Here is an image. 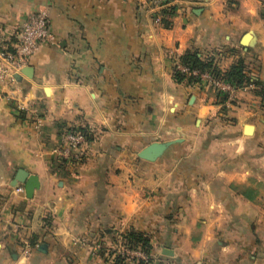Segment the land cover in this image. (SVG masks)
Returning a JSON list of instances; mask_svg holds the SVG:
<instances>
[{
  "label": "crops",
  "instance_id": "0c3cea01",
  "mask_svg": "<svg viewBox=\"0 0 264 264\" xmlns=\"http://www.w3.org/2000/svg\"><path fill=\"white\" fill-rule=\"evenodd\" d=\"M40 12L55 44L31 77L0 79V264H112L78 241L108 249L133 231L149 264H264V0H0V51ZM189 53L222 76L244 64L232 105L175 79ZM70 128L90 135L76 166L55 153ZM19 170L40 180L32 199Z\"/></svg>",
  "mask_w": 264,
  "mask_h": 264
},
{
  "label": "built area",
  "instance_id": "2783aa9c",
  "mask_svg": "<svg viewBox=\"0 0 264 264\" xmlns=\"http://www.w3.org/2000/svg\"><path fill=\"white\" fill-rule=\"evenodd\" d=\"M155 11L162 12L172 9L177 0H150ZM158 21L160 18L158 17ZM15 41L11 49L0 51V79L11 84H16L17 77H21L22 71L29 64L32 56L47 45L55 44L54 36L50 29L49 16L46 12H40L26 18L18 26ZM173 74H180L187 78H192L197 84L209 87L214 90L218 98L223 101L225 106L233 104L240 86L219 77L212 70H191L179 63L176 65ZM21 109V107H18ZM90 135L80 128H70L62 136L60 145L56 150V157L59 163L69 166L82 164L88 158V145ZM17 193H24V188H17ZM81 246L90 248L93 256L103 255L112 264L118 258L125 260L126 264L148 263L149 256L141 246L133 248L130 243L118 236L115 245L107 249L102 243L91 244L87 239L78 241ZM30 249L27 247L25 254Z\"/></svg>",
  "mask_w": 264,
  "mask_h": 264
},
{
  "label": "trees",
  "instance_id": "16d2710c",
  "mask_svg": "<svg viewBox=\"0 0 264 264\" xmlns=\"http://www.w3.org/2000/svg\"><path fill=\"white\" fill-rule=\"evenodd\" d=\"M181 64L190 68L191 70L199 69V70H212L214 71L219 77H222L229 82L236 84L238 86H242L246 82V76L244 74L245 69H244V64L240 62L238 65L234 66L229 73L226 75L222 76L215 66L212 63H207L204 62L200 56L197 53H189L186 56H184L181 60ZM175 79L178 82H183L184 80L187 79L186 76L180 75V74H175L174 75ZM192 79V78H191ZM191 79L189 78V81L191 82ZM262 91V97H263V107H264V87L261 90ZM122 238L126 240L128 243L132 245L133 248L141 246L142 249L148 253L150 250V242L148 238L139 232H130L126 235H123ZM115 264H126L125 260L122 258H118ZM139 264H149L140 262Z\"/></svg>",
  "mask_w": 264,
  "mask_h": 264
},
{
  "label": "water",
  "instance_id": "95a60500",
  "mask_svg": "<svg viewBox=\"0 0 264 264\" xmlns=\"http://www.w3.org/2000/svg\"><path fill=\"white\" fill-rule=\"evenodd\" d=\"M249 37L246 36L243 40V44L246 45L248 42ZM32 68H25L22 71V74L31 77ZM17 80H20V77H17ZM248 132H252V128H247ZM183 140H174V141H167V142H154L144 148L141 152L138 153V158L147 162L154 163L157 160L161 159L168 151L169 149L178 144L181 143ZM15 181L19 184H22L24 186V191L26 194V197L28 199H32L34 197L35 191L40 189V180L35 175H30L28 172L24 170H19L15 175ZM18 188V186H16ZM46 246L42 247V251H44ZM164 254L166 256H173V252L169 250H165Z\"/></svg>",
  "mask_w": 264,
  "mask_h": 264
},
{
  "label": "rangeland",
  "instance_id": "374dc122",
  "mask_svg": "<svg viewBox=\"0 0 264 264\" xmlns=\"http://www.w3.org/2000/svg\"><path fill=\"white\" fill-rule=\"evenodd\" d=\"M111 248H112V247H110V248H108V249H110V250H111Z\"/></svg>",
  "mask_w": 264,
  "mask_h": 264
}]
</instances>
